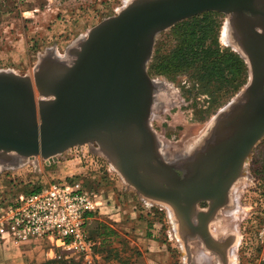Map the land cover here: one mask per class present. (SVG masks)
<instances>
[{
    "label": "water",
    "instance_id": "obj_1",
    "mask_svg": "<svg viewBox=\"0 0 264 264\" xmlns=\"http://www.w3.org/2000/svg\"><path fill=\"white\" fill-rule=\"evenodd\" d=\"M206 12L228 17V45L246 61L249 80L193 141L195 149L168 154L150 124L148 63L159 33ZM263 137L264 0H133L65 56L44 54L31 75L0 71V159L16 163L0 166L36 158L49 164L73 147L97 144L130 186L186 218L192 232L198 203H211L198 215L205 221L226 204Z\"/></svg>",
    "mask_w": 264,
    "mask_h": 264
},
{
    "label": "rangeland",
    "instance_id": "obj_2",
    "mask_svg": "<svg viewBox=\"0 0 264 264\" xmlns=\"http://www.w3.org/2000/svg\"><path fill=\"white\" fill-rule=\"evenodd\" d=\"M131 1L0 0V71L31 75L44 54L54 52L65 56L71 46L87 38L92 28L118 14ZM198 16L210 32L205 41L207 45L217 48L226 55L225 58H229L230 52L237 53L228 45L230 37L226 14L206 12ZM177 24L156 36L148 63V73L155 83L150 124L168 154H180L183 148L193 145L220 109L236 97L249 80L248 77L246 84L237 92H232L227 59L223 65L222 84L217 81L221 79L220 74L215 79L201 78L195 75L193 69L172 75L151 73L149 68L156 62L155 59L161 54H171L178 46ZM97 147V144L73 147L49 164L42 158H36L17 167L0 166V205L14 201L30 186L55 178L75 177L91 193L92 199L98 201L100 208L105 207L104 213H100L99 208L89 214L86 221L87 233L97 242L92 257L86 259L72 255L56 259L50 255L31 264L51 261L147 264V260L149 264H184V255L179 249L181 235L176 230L172 209L144 197L130 186L108 159L96 153ZM7 159H0V165L16 164L10 157ZM18 162L24 163V160L19 159ZM231 192L230 211L217 216L218 222L212 231L216 232V228L234 235L228 264H264V137L252 151L242 176ZM111 231L117 236L106 240L107 232ZM147 237L156 241L155 246L148 245ZM27 244L41 245L45 252L57 251L48 239ZM158 248L164 249L165 259H158L152 254H145L146 260L142 259L144 251L150 253Z\"/></svg>",
    "mask_w": 264,
    "mask_h": 264
},
{
    "label": "built area",
    "instance_id": "obj_3",
    "mask_svg": "<svg viewBox=\"0 0 264 264\" xmlns=\"http://www.w3.org/2000/svg\"><path fill=\"white\" fill-rule=\"evenodd\" d=\"M43 183L37 185L39 191L21 193L0 205V244L21 247L48 239L57 251L49 250L47 258L92 257L97 242L85 226L88 215L97 212L100 204L75 177Z\"/></svg>",
    "mask_w": 264,
    "mask_h": 264
},
{
    "label": "trees",
    "instance_id": "obj_4",
    "mask_svg": "<svg viewBox=\"0 0 264 264\" xmlns=\"http://www.w3.org/2000/svg\"><path fill=\"white\" fill-rule=\"evenodd\" d=\"M202 23L203 21L199 20V16H195L177 24L175 29L179 35L178 46L171 54L158 56L155 59L156 62L150 65V72L172 75V73L177 74L193 69L195 75L201 78L215 79L220 74L221 79L218 78L217 81L222 84L225 71L223 65L227 59V67L231 77L229 80L231 91L237 92L248 80L249 68L247 63L236 52H230L228 54L229 58H225L226 55L221 54L217 48L207 45L205 41L209 37L210 32L207 25L203 26ZM40 189L41 186H30L24 190V193L31 194ZM107 233L108 237L106 240L112 239V236L115 235L112 231ZM94 250H96V246ZM45 264L73 263L51 261Z\"/></svg>",
    "mask_w": 264,
    "mask_h": 264
},
{
    "label": "flooded vegetation",
    "instance_id": "obj_5",
    "mask_svg": "<svg viewBox=\"0 0 264 264\" xmlns=\"http://www.w3.org/2000/svg\"><path fill=\"white\" fill-rule=\"evenodd\" d=\"M180 176L183 177V171L178 172ZM239 180V179H238ZM237 180V181H238ZM232 186L228 201L220 209L216 211L213 217H209L208 220H204V217H200V214L208 212L211 208V203L209 201H202L197 205V212L194 217H191L194 227H196L195 232L188 227L187 219L184 217L176 218L178 233L181 235L180 240V253L183 252L182 258L184 259V264H224L227 261L228 255L234 243V235L226 234L222 232L221 229L214 228L216 232L212 231V227L218 222V215H226L230 209H228L230 202L231 191L235 184ZM199 215V216H198ZM178 219V220H177ZM181 219V220H180ZM206 222V233L207 236L203 235L202 227ZM182 249V250H181Z\"/></svg>",
    "mask_w": 264,
    "mask_h": 264
},
{
    "label": "crops",
    "instance_id": "obj_6",
    "mask_svg": "<svg viewBox=\"0 0 264 264\" xmlns=\"http://www.w3.org/2000/svg\"><path fill=\"white\" fill-rule=\"evenodd\" d=\"M102 204V201H99ZM103 205V204H102ZM104 205L100 208V213H104ZM105 221V220H104ZM148 245L155 246L156 241L154 239H149L148 237L145 239ZM159 244V243H158ZM153 252L144 251V256L142 259H145V254L155 255L158 259H165L166 253L164 249L152 250ZM46 253L44 248L41 245H26L21 247H10L5 248L4 245L0 244V264H31L33 261L46 257ZM146 260V259H145ZM151 262H153L151 260ZM149 264V261H146Z\"/></svg>",
    "mask_w": 264,
    "mask_h": 264
},
{
    "label": "bare ground",
    "instance_id": "obj_7",
    "mask_svg": "<svg viewBox=\"0 0 264 264\" xmlns=\"http://www.w3.org/2000/svg\"><path fill=\"white\" fill-rule=\"evenodd\" d=\"M234 45V44H233ZM236 47V46H235ZM195 135V134H194ZM189 140V139H188ZM199 144H197L196 142H195V144H193V146H195L194 147V149L198 146ZM171 148V147H170ZM184 149V148H183ZM182 149V150H183ZM95 150H96V152H98V153H101L104 157H106L108 160H109V158L107 157V155H105L103 152H101V150L100 149H97V148H95ZM183 152V151H182ZM2 159H5V160H8L7 159V157H5V158H2ZM110 161V160H109ZM6 162H8V161H6ZM111 162V161H110ZM246 162H247V160H246ZM112 163V162H111ZM6 164V163H5ZM113 164V163H112ZM245 165H246V163H245ZM244 168H245V166H244ZM244 171V170H243ZM130 185V184H129ZM230 211V210H229Z\"/></svg>",
    "mask_w": 264,
    "mask_h": 264
}]
</instances>
